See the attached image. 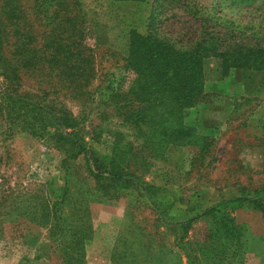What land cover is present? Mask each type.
<instances>
[{
    "label": "rangeland",
    "instance_id": "rangeland-1",
    "mask_svg": "<svg viewBox=\"0 0 264 264\" xmlns=\"http://www.w3.org/2000/svg\"><path fill=\"white\" fill-rule=\"evenodd\" d=\"M200 20L211 36L260 32L264 2L0 0V92L16 90L76 120L66 132L108 166L115 134L136 150L143 140L123 123L136 103L125 109L118 103L135 78L126 68L132 34L158 27L167 38L185 32L181 39L191 43ZM204 67L208 100L186 110L185 123L210 138L209 153L197 157L191 148L172 145L160 160L146 151V159L141 155L131 162L145 163L137 174L157 188L154 198L172 225L137 190L107 202H86L82 209H62L70 225L86 226L85 245L94 242V260L109 253L107 264H264V213L228 202L264 189L262 76L240 68L225 76L222 60L213 56ZM2 107L0 99V264H67L65 254L52 246L48 228L15 215L39 184H49V196L62 194L64 156L50 137L10 130ZM70 170L73 187L94 186L84 155ZM212 208L213 214L202 215ZM80 210L87 214L81 223ZM10 211L12 217L6 215ZM196 216L185 229L177 223ZM226 224L236 237L227 235ZM86 259L85 249L88 264Z\"/></svg>",
    "mask_w": 264,
    "mask_h": 264
},
{
    "label": "trees",
    "instance_id": "trees-1",
    "mask_svg": "<svg viewBox=\"0 0 264 264\" xmlns=\"http://www.w3.org/2000/svg\"><path fill=\"white\" fill-rule=\"evenodd\" d=\"M200 22L201 26L195 30L199 34L191 43L181 39L185 32H181L180 38H167L162 33L159 34L158 27L155 26L146 35L132 34L126 68L135 78L129 89L120 96L118 103L124 109L131 103H136L130 112L126 111L123 123L131 130L141 133L143 140L136 150L134 143H125L123 135L115 134L116 141L111 148L108 166L102 164L83 140L66 132L78 125L76 120L60 115L53 108L19 94L16 90L0 92L3 103L1 111L6 116L9 129L17 128L40 138L50 137L64 156L61 167L65 170V186L59 198L51 201L49 184H39L33 196L25 198V201H21V206L15 208V215L24 216L28 222L48 228L52 246L65 254V263L85 264V242L88 239L84 234L85 225L79 224L77 228L66 219L62 209L67 206L71 205L70 209L73 210L79 207L82 209L86 207V202H107L119 199L124 195L122 191L137 190L158 210L162 221L166 225H172L164 217L154 198V190L157 188L147 185L137 174L139 169L143 170L145 163L141 164L143 166H132L131 162L141 158V155L146 159L143 154L146 151H149L147 153L150 158L160 160L172 145L191 148L197 157H204L209 153L212 146L210 138L185 123L186 110L208 100L204 60L212 56L219 57L222 60L223 75L227 76L233 68H240L244 73L251 71L256 76H262L263 85L264 28L251 34L245 29L238 32L239 35L232 34V37L224 36L228 32L216 37L204 32L205 21ZM248 78L253 79L254 76L249 75ZM118 107L121 110V106ZM80 155H84L89 178L95 182L91 188H75L67 177L71 176V162ZM232 201L254 206L264 213V189L258 190L253 197H240L228 202ZM215 211L212 208L202 215L213 214ZM13 214L14 211H10L6 215L12 217ZM82 214L87 219V214L80 210L77 222H83ZM197 218L199 216L177 223L185 229ZM2 223L4 222H0ZM229 224L225 225L227 235L236 237ZM62 236L63 240L57 243Z\"/></svg>",
    "mask_w": 264,
    "mask_h": 264
},
{
    "label": "crops",
    "instance_id": "crops-1",
    "mask_svg": "<svg viewBox=\"0 0 264 264\" xmlns=\"http://www.w3.org/2000/svg\"><path fill=\"white\" fill-rule=\"evenodd\" d=\"M52 189H50L51 191ZM51 197H53V199H57L59 197H56L55 194H52ZM94 242H90V243H86V253H87V259L86 261L88 262V264H107V262H110V258H111V254L109 253H105V255H101L98 257H95L94 260V256L92 255V252L94 250ZM107 257V258H106Z\"/></svg>",
    "mask_w": 264,
    "mask_h": 264
}]
</instances>
